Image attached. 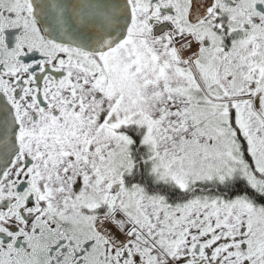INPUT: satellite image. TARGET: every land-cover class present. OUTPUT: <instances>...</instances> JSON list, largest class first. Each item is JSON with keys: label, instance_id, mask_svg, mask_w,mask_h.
Instances as JSON below:
<instances>
[{"label": "snow or ice", "instance_id": "1", "mask_svg": "<svg viewBox=\"0 0 264 264\" xmlns=\"http://www.w3.org/2000/svg\"><path fill=\"white\" fill-rule=\"evenodd\" d=\"M0 264H264V0H0Z\"/></svg>", "mask_w": 264, "mask_h": 264}]
</instances>
